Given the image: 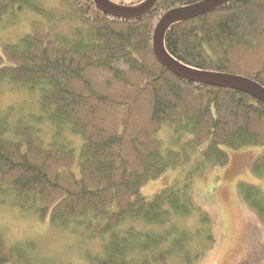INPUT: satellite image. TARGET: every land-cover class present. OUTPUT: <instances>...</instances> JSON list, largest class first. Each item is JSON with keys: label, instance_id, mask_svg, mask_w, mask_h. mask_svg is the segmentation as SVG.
<instances>
[{"label": "trees", "instance_id": "16d2710c", "mask_svg": "<svg viewBox=\"0 0 264 264\" xmlns=\"http://www.w3.org/2000/svg\"><path fill=\"white\" fill-rule=\"evenodd\" d=\"M0 0V23L24 9L42 16L30 33L4 43L0 85L37 96L38 111L0 114V206L101 246L86 264H196L213 248L210 218L192 184L229 163L228 150L263 151L252 164L264 178V104L230 87L181 78L154 54L161 18L205 0H161L140 18L104 14L94 0ZM112 5L132 9L146 0ZM168 54L186 67L264 86V0H232L166 32ZM78 141V142H77ZM170 170L175 182L153 198L148 183ZM264 224V193L240 184ZM198 213L194 230L179 219ZM0 264H72L33 240L0 232Z\"/></svg>", "mask_w": 264, "mask_h": 264}, {"label": "rangeland", "instance_id": "374dc122", "mask_svg": "<svg viewBox=\"0 0 264 264\" xmlns=\"http://www.w3.org/2000/svg\"><path fill=\"white\" fill-rule=\"evenodd\" d=\"M119 4V0H111ZM130 3L134 0H124ZM47 7L61 12L62 0H44ZM43 18L32 9H24L15 19L0 23V54L4 43H12L30 33L32 24ZM11 105L23 106L37 112V96L26 90H14L9 84L0 85V114ZM78 142V141H77ZM263 148L249 146L228 150L230 160L225 166L211 167L193 180L192 192L199 208L210 218L215 244L196 264H264V224L242 198L239 185L259 187L264 193V178L252 172V164ZM179 171L170 170L143 187L142 193L153 198L159 191L171 186ZM183 227L194 230L200 225L198 213L179 219ZM0 232L10 242L33 240L43 252L72 264H86L87 253L100 251L97 241L85 243L71 233L53 230L48 222L34 216L22 215L17 209L0 206Z\"/></svg>", "mask_w": 264, "mask_h": 264}, {"label": "water", "instance_id": "95a60500", "mask_svg": "<svg viewBox=\"0 0 264 264\" xmlns=\"http://www.w3.org/2000/svg\"><path fill=\"white\" fill-rule=\"evenodd\" d=\"M98 9L104 14L122 18L135 19L143 17L159 5L161 0H146L141 6L132 9H126L112 5L107 0H94ZM232 0H205L195 5L174 9L166 13L159 21L153 38L154 54L158 61L171 70L175 75L181 78H187L194 83H201L213 87H230L250 95L254 99L264 104V86L247 78L218 74L199 72L186 67L174 60L166 51L164 38L168 29L177 21L195 18L210 10L216 9Z\"/></svg>", "mask_w": 264, "mask_h": 264}]
</instances>
